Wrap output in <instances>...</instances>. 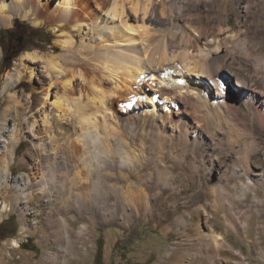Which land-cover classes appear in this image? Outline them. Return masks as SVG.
<instances>
[{"label":"bare ground","instance_id":"obj_1","mask_svg":"<svg viewBox=\"0 0 264 264\" xmlns=\"http://www.w3.org/2000/svg\"><path fill=\"white\" fill-rule=\"evenodd\" d=\"M258 1L215 0L216 10L206 20L202 11L191 12L186 0H135L130 7L122 1L102 4L96 0L102 14L92 9L93 16L79 11L80 0H15L12 4L0 0V25L11 23L13 14L22 15L47 25L59 36L56 45L61 52L25 53L43 61L52 75L51 84L59 85L53 103L59 116L70 123L65 132L60 130L68 134L64 143L53 135V127L49 129L54 142L51 148L45 140L33 142L41 155L46 153L42 177H59L58 182H65L72 171L73 177H92L82 187L101 194L113 177H131L132 170L138 177L150 178L186 177V171L194 176L199 168L209 174L223 150L231 154L234 165L244 164L252 150L251 138L264 131V5ZM230 11L236 14L234 25ZM84 29L96 33L88 39L93 37L96 42L83 41L78 46V35ZM20 77L8 73L7 86H14ZM48 99L49 91L40 103ZM48 123L45 117L49 127ZM1 141L6 147L9 140L5 136ZM2 157L6 175L14 155ZM128 158L132 164H125ZM235 170L234 175H240L246 169ZM120 183L117 189L123 193ZM252 183L249 180L245 187ZM158 184L154 183L153 190ZM16 185H24V180ZM163 185L176 187L172 181ZM129 187L125 197L130 203L115 207L103 201L94 202L93 207L125 217L130 216L129 209L136 215L141 207L149 209L146 189L132 183ZM85 190L79 189L77 196L89 194ZM46 192L42 187L40 193ZM7 207L5 203L1 210ZM189 221L182 217V222ZM219 239L213 243L218 245Z\"/></svg>","mask_w":264,"mask_h":264},{"label":"rangeland","instance_id":"obj_2","mask_svg":"<svg viewBox=\"0 0 264 264\" xmlns=\"http://www.w3.org/2000/svg\"><path fill=\"white\" fill-rule=\"evenodd\" d=\"M90 1L91 6L87 0H80L79 11L91 14L93 9L102 14L96 0ZM98 1L104 4L114 0ZM116 1L130 7L135 0ZM186 2L191 12L202 11L206 20L216 10L215 0ZM260 2L263 6L264 0ZM245 5L246 1L239 3L240 7ZM229 16L234 25L236 14L230 11ZM1 17L0 22H3ZM122 17L116 18V22ZM11 19V23L0 25V34L5 32L7 36L15 32L16 38L24 37L23 45L10 54L9 60L4 59L5 48L0 41V152L5 148L0 153V264H264V131L251 138L252 150L244 164L234 165L229 159L231 154L227 156V151L223 150L216 166L205 175L202 168L194 176L186 171V177L152 178L138 177L132 170L131 177H113L101 194L90 187H82L90 183L92 177H73L72 171L65 182H58L59 177H42L46 153L41 155L33 142L45 140L51 148L53 132L60 138L58 141L64 143L68 134L60 130L65 132L70 123L59 116L61 112L53 103L59 85L51 84L52 75L47 73L43 61L30 59L25 53L36 51L49 55L62 50L56 45L59 36L47 25L41 26L22 15L13 14ZM132 24L138 23L132 20ZM86 30L79 33L78 46L83 41L96 42L93 37L90 42L88 40L96 33ZM13 42L16 45L15 39ZM10 72L21 75L14 86H7ZM46 91H49V99L42 105ZM44 116L49 119V127L44 124ZM108 119L109 122L113 120ZM103 127L99 129L103 131ZM5 136L9 141L2 147L1 139ZM4 154L14 155L6 175L2 173ZM128 160L125 164L133 163L132 159ZM243 167L244 172L234 175L235 169ZM146 171L147 168L142 173ZM256 173L261 176L255 177ZM23 180L24 185H16ZM249 180L254 183L246 188ZM113 181L118 185L111 186ZM168 181L176 187L169 189L163 185ZM155 182L162 187L153 190ZM119 183L123 185V193L117 189ZM129 183L146 189L149 209L141 207L138 215L129 209L130 216L125 217L121 212L108 215L107 211L93 207L94 202L102 204L103 201L115 207L130 203L125 197L131 188ZM42 187L47 190L44 194L40 193ZM79 189H86L89 194L81 193L79 197ZM5 203L9 208L1 210ZM182 217L190 221L184 223ZM218 236L221 239L216 245L213 240Z\"/></svg>","mask_w":264,"mask_h":264},{"label":"flooded vegetation","instance_id":"obj_3","mask_svg":"<svg viewBox=\"0 0 264 264\" xmlns=\"http://www.w3.org/2000/svg\"><path fill=\"white\" fill-rule=\"evenodd\" d=\"M23 37L16 38L15 32H11L9 35L4 37V47L5 51L9 54L16 51L19 47L23 45ZM16 40V45H14L13 40Z\"/></svg>","mask_w":264,"mask_h":264},{"label":"trees","instance_id":"obj_4","mask_svg":"<svg viewBox=\"0 0 264 264\" xmlns=\"http://www.w3.org/2000/svg\"><path fill=\"white\" fill-rule=\"evenodd\" d=\"M2 32V31H1ZM4 37H5V32H2L1 34H0V41L2 42V46L4 47ZM5 48V47H4ZM5 50V49H4ZM5 52V54H4V59L5 60H9V58H10V54L8 53V52H6V51H4ZM13 53V52H12ZM10 63H11V61H10ZM11 65H9V67H10ZM3 235H4V233H3Z\"/></svg>","mask_w":264,"mask_h":264}]
</instances>
